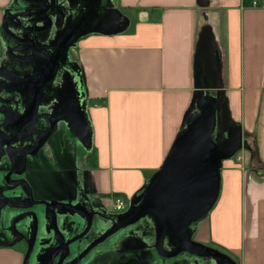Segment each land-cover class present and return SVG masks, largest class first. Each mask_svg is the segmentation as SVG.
Here are the masks:
<instances>
[{
	"label": "crops",
	"instance_id": "1",
	"mask_svg": "<svg viewBox=\"0 0 264 264\" xmlns=\"http://www.w3.org/2000/svg\"><path fill=\"white\" fill-rule=\"evenodd\" d=\"M117 1L133 12L127 30L89 32L68 50L80 120L90 130V147H82L90 158L78 154L80 143L71 130L67 143L58 131L52 162L29 161L28 183L37 193L45 186L64 195L69 181L62 171L68 167L91 209L109 216L119 197L129 207L199 116L202 97L215 104L213 136L226 137L236 126L241 143L221 161L218 197L196 224L192 241L223 248L236 264H264V0ZM21 6L19 0H0L2 53L3 14ZM109 223L99 220L94 233ZM131 224L123 227L121 240L142 239ZM152 243L122 246L111 257L113 248L102 244L92 256L103 254L99 264L120 257L137 264H203L189 252L162 257ZM22 262L21 248L0 246V264Z\"/></svg>",
	"mask_w": 264,
	"mask_h": 264
},
{
	"label": "water",
	"instance_id": "2",
	"mask_svg": "<svg viewBox=\"0 0 264 264\" xmlns=\"http://www.w3.org/2000/svg\"><path fill=\"white\" fill-rule=\"evenodd\" d=\"M20 1L29 7L35 2ZM49 1L53 3V0ZM104 12L106 24L81 35L89 32L121 33L127 29L129 21L119 10L111 5ZM32 15L9 8L5 10L1 24L5 50L4 53L0 51V246L22 243L26 248L22 264H96V257L82 262L81 250L98 228L99 220H115L116 225L121 216H128L136 199L149 195L152 205L149 204L147 209L152 213V219L155 218L158 232L156 252L160 256L170 258L176 255L166 254L161 248L163 234L170 228L181 242V251L199 257L211 256L219 264H230L227 256L192 241L196 224L207 215L218 197L220 163L230 158L241 143L240 129L236 126L229 128L226 137L217 132L213 136L215 104L202 97L198 101L199 116L187 125L161 168L151 176L141 193L129 202V209L123 214L106 217L91 209L90 200L78 184L63 191L64 196L45 186H41L38 193L32 189L26 179L29 169L24 167L25 159L35 158L38 148L54 134L61 120L55 117L40 145L34 151H28L34 143L35 121L39 122L41 117L51 114L45 110L47 101L37 102L33 98L28 88L30 76L25 77L31 73L37 57L7 58L5 51L20 33L25 35L38 31L32 28ZM76 126L68 129L88 150L89 127L81 120ZM112 232L106 231L88 245L87 250Z\"/></svg>",
	"mask_w": 264,
	"mask_h": 264
},
{
	"label": "flooded vegetation",
	"instance_id": "3",
	"mask_svg": "<svg viewBox=\"0 0 264 264\" xmlns=\"http://www.w3.org/2000/svg\"><path fill=\"white\" fill-rule=\"evenodd\" d=\"M33 1L35 2L31 3L30 7L27 3L20 1L23 6L17 9L18 12L33 14L30 17L33 21L32 28L38 31H32L25 35L20 33V35L16 37L17 39L10 42L8 50L5 51L7 58L37 57V60L33 62L34 67H32L31 73H27L25 77L30 76L29 79H31V83L28 88H30V93L33 95V98L37 102L47 101L46 103L48 104L45 110L52 115L43 119L41 117L39 122L35 121L34 143L33 146L28 148V151H34L40 145L55 117L61 120L54 134L38 148L35 158L29 157L25 159L24 167L26 169H29V161L35 164V166L40 164L43 158L52 162L56 149L55 134L60 131L63 142L67 143V128L73 126L77 127L76 124L80 122V115L83 111L80 109L78 94H75L72 89V69L69 65L70 57L68 55L70 42L87 30L103 27L107 20L104 16V11L106 7L111 6L110 4L102 5L101 1L98 0H53L52 4L49 0L42 2L39 0ZM70 4H72L74 8H71ZM12 30L14 31L13 28ZM7 76L11 75L7 74ZM71 93L75 95L72 96ZM49 106L52 107L50 108ZM43 109L44 108L41 110ZM77 150L78 154L81 155L83 159L88 156V153L83 150L81 144ZM3 157L2 155L1 159H3ZM2 161H4V159ZM18 167H21V165ZM7 169H9V166H7ZM62 172L69 181V190L75 187L76 184L79 185L78 181L71 175L72 173L68 167L63 169ZM47 189L52 191L51 187H47ZM150 201L151 197L149 195L145 197L142 196L136 204H134L128 216L124 220L116 223V225L115 220H104L110 222L109 226L101 234L97 235L93 233L91 235L81 250V255L83 256L82 262H87L90 258L96 257V264H99L103 260V254L94 256H92V254L102 244H106L113 248L108 251L110 257L122 251V246L130 247L132 245L131 247L134 246L138 248L143 244L145 248H148V243H150L151 240H153L152 246L156 252L158 232L154 222L155 218L153 217L154 220L152 219V213L147 209L149 204L152 205ZM128 209L129 207H127L125 211ZM112 215L116 214H111L106 217H112ZM129 223H132L130 226L134 225L135 227V231H131L135 234V237H140L142 239L129 238L121 240L120 232L123 227H126L125 224ZM108 230H113V232L93 248L87 250L88 245L100 238ZM119 245H121V248ZM181 246V242L176 236L175 231L167 228L162 237V251L166 254H177V252H182ZM9 248H21L24 258L26 248L22 243L17 242ZM200 251L203 253L206 252L205 250ZM106 256L108 257V255ZM173 257H175V255L170 257V259ZM200 258L203 264H214L211 262V256H201ZM113 264L137 263L135 260L120 257V261L116 258Z\"/></svg>",
	"mask_w": 264,
	"mask_h": 264
},
{
	"label": "rangeland",
	"instance_id": "4",
	"mask_svg": "<svg viewBox=\"0 0 264 264\" xmlns=\"http://www.w3.org/2000/svg\"><path fill=\"white\" fill-rule=\"evenodd\" d=\"M111 2V5H114L115 6V8L116 9H118L119 10V12L123 15V16H125L127 19H128V21H129V17H130V19H133V12H132V10H128V9H126V8H124L123 6H121L120 4H119V2L117 1V0H111L110 1ZM130 22V21H129ZM128 26H129V24H128ZM128 28V27H127ZM127 30V29H126ZM72 52V51H71ZM89 156H87L86 158H84L83 160L84 161H86V160H89ZM124 200V202H125V204H126V206L128 207V200H125V199H123ZM109 212L111 213V214H121V213H118V212H113V209H112V206H110V208H109ZM207 217V216H206ZM205 217V218H206ZM204 246H206V247H208V248H211L212 250H215V251H217V252H219V253H221V254H223V255H225V256H227L228 258H229V260H230V264H236V259L235 258H233V257H231V256H229L228 254H226L225 253V250L223 249V248H221V247H215V246H213V245H210V244H203ZM200 260H201V258H200ZM211 262L212 263H214V264H219V262L217 261V260H215L214 258H211Z\"/></svg>",
	"mask_w": 264,
	"mask_h": 264
},
{
	"label": "built area",
	"instance_id": "5",
	"mask_svg": "<svg viewBox=\"0 0 264 264\" xmlns=\"http://www.w3.org/2000/svg\"><path fill=\"white\" fill-rule=\"evenodd\" d=\"M239 159H240V157H237V160H239ZM126 208H127V206H126V204L122 198L119 197V198H116L114 200V204H113V208H112L113 212H118V213L124 212L126 210Z\"/></svg>",
	"mask_w": 264,
	"mask_h": 264
},
{
	"label": "trees",
	"instance_id": "6",
	"mask_svg": "<svg viewBox=\"0 0 264 264\" xmlns=\"http://www.w3.org/2000/svg\"><path fill=\"white\" fill-rule=\"evenodd\" d=\"M90 157V156H89Z\"/></svg>",
	"mask_w": 264,
	"mask_h": 264
}]
</instances>
